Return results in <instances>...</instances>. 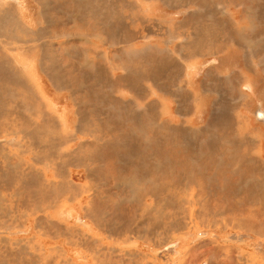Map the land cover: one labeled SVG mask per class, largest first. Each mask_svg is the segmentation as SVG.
I'll list each match as a JSON object with an SVG mask.
<instances>
[{
	"label": "rangeland",
	"instance_id": "1",
	"mask_svg": "<svg viewBox=\"0 0 264 264\" xmlns=\"http://www.w3.org/2000/svg\"><path fill=\"white\" fill-rule=\"evenodd\" d=\"M211 3L226 13L231 4L0 0V264H264V94L248 90L246 73L237 104L207 95L189 76L208 80L212 65L164 55L165 88L181 72L193 92L146 93L138 66L115 69L129 55L108 49L179 52L184 14Z\"/></svg>",
	"mask_w": 264,
	"mask_h": 264
},
{
	"label": "crops",
	"instance_id": "2",
	"mask_svg": "<svg viewBox=\"0 0 264 264\" xmlns=\"http://www.w3.org/2000/svg\"><path fill=\"white\" fill-rule=\"evenodd\" d=\"M253 1L254 0H246L244 3H241L240 0H230L231 4L227 7V9L224 8L227 10V13L225 11L221 12V9L223 7H219V5H213L212 3L207 5V9L194 10L191 8V11H187V13L184 14V17L182 18L183 21H181L179 24L182 29V32L179 33V37H183L186 39L183 43L179 44V52H172L169 49L167 51V48H165L166 46L164 45L162 46V49L158 50L159 44L144 42L138 43L137 48H135V50H137V55L131 57L130 49H124L125 45H120L118 48L114 49L110 48L108 42L105 41L106 45H108V49L112 51L111 57L113 59H119L118 52H120L121 49L123 50V53L127 55V57L129 55L128 59H126L125 56L119 59L120 64L116 65L115 69H124L123 67H126L128 65L138 66L139 71L137 73V81L143 79L144 83L142 82V84H145L146 87L150 86L152 88L146 89V93L178 94L182 93L183 88H187L184 93H192L193 90L188 89L187 74L183 75V73L181 72H177V75L175 76V86L173 88L170 87L171 89L165 88L167 86V83L164 84L162 82L161 71L163 69L160 58L164 55L167 61L171 62L172 60L174 63H179L183 60L188 61L189 59L194 61L198 58L201 60H205V62L207 61L210 65H212L214 73L212 74V76H209L210 78L206 81L205 73L202 71L201 79H199L198 84V80H195L193 76L194 73L191 72L189 78L191 79V81H196V86L191 84V88L196 87L197 90H200L202 84L204 90H201L207 95H212L216 92H220V94L222 95H224L226 92L227 94H233L234 98L231 101H233L234 104H237L239 96L247 94L244 91L243 94L238 95V87L240 88V83L244 81L242 78H246L247 73L248 81L251 86V88L249 87L248 90H252L256 94L263 95L264 5H253ZM243 6L247 7L248 12L243 11ZM242 15L246 16L245 21H243ZM162 35L171 37V27L169 32H166V30H164L161 33V36ZM157 36H159V33L156 31L150 33L149 36H147V34H138V37L148 39ZM127 38H129V34H126L125 37L122 38V41H126ZM190 40H192L191 46L190 44L188 45ZM155 48H157V50L153 52L152 50ZM143 51L144 53L142 54ZM145 51H148V53L145 54ZM174 51L177 50L174 49ZM169 53L178 55V57L174 58ZM124 61L127 63V65L124 64ZM224 63H230V65H226L229 66L226 67V74L225 69H223L225 66L221 69V65ZM171 67L172 66L168 68L170 71L177 70V66L175 64L172 68ZM142 69H144V72L151 71V74H144L143 76L139 75ZM231 69H234L232 70V76L230 75ZM125 76L123 77V79L125 78ZM225 78L234 80L232 84H229L230 87L226 84H223ZM212 81L216 83V90L211 89ZM183 82L186 85L182 86L181 84ZM159 103L160 101H157L156 105V99H154V107L158 106ZM209 104L208 106L204 104L205 106L202 112H204L205 114L207 110L209 111L212 109V106H209ZM190 109H193V105H191ZM177 111L178 109H175L173 112L177 115ZM235 111L236 112L234 114L237 113L236 108ZM194 112L195 110L193 109V112L191 111V113ZM159 118L160 115L156 118L157 121L153 122V124H159L158 120H161V118ZM191 118L193 119V116ZM177 119L178 118H176L175 122H171V124L185 125L190 123L189 118L187 117L181 118L182 120L185 119V121L183 122L177 121ZM209 119L210 117L207 120L209 121ZM234 122H237L236 119ZM127 123L130 124V122ZM134 124L137 125L140 123L137 122ZM191 124H193V122H191Z\"/></svg>",
	"mask_w": 264,
	"mask_h": 264
},
{
	"label": "bare ground",
	"instance_id": "3",
	"mask_svg": "<svg viewBox=\"0 0 264 264\" xmlns=\"http://www.w3.org/2000/svg\"><path fill=\"white\" fill-rule=\"evenodd\" d=\"M3 1V0H2ZM177 2V1H176ZM6 4V3H5ZM192 4H194V3H192ZM17 5V4H16ZM152 5V4H151ZM195 5V4H194ZM247 6V5H246ZM222 12V11H221ZM247 49H248V47H247ZM139 57V56H138ZM176 62V61H175ZM172 63H173V61H172ZM177 63V62H176ZM248 65V64H247ZM173 67V66H172ZM171 67V68H172ZM174 69V68H173ZM147 70V69H146ZM169 70V69H168ZM232 70H234V69H231V71H230V75L232 76V74H233V71ZM172 72V71H171ZM236 73V72H235ZM169 74V73H168ZM174 74V73H173ZM142 75V74H141ZM173 76V75H172ZM234 76V75H233ZM226 77H229V76H226ZM229 80V79H228ZM146 81V80H145ZM207 81V80H206ZM144 83V82H143ZM229 84V83H228ZM241 84V83H240ZM133 85V84H132ZM145 85V84H144ZM240 86V85H239ZM158 88V87H157ZM237 94V93H236ZM239 94H243L241 91H239V93H238V95ZM233 95V94H232ZM244 95V94H243ZM234 98V96L232 97V99ZM231 99V100H232ZM215 107H217V105L215 106ZM217 109H219V111L217 112V110H216V113L214 114H212L213 115V119H216V117L217 118H219L216 122H218V125L219 126H222V128L225 130V131H228V127H229V125H232L231 124V122L230 121H226V114L225 115H223L222 114V112L220 111V108H217ZM223 109L224 110H227V109H225L224 107H223ZM214 110H215V108H214ZM144 111V110H143ZM256 117L258 118V119H260L261 121H264V112L263 111H260V110H258L257 112H256ZM211 118V119H212ZM153 123V122H152ZM187 128V127H186ZM84 129V128H83ZM174 130V129H173ZM180 137V136H179ZM181 138V137H180ZM10 139V138H9ZM224 139V138H223ZM226 139L227 138H225L224 139V143H223V145H224V147L226 148V150H230V151H232L233 149H235V147L232 145V144H230L228 141H226ZM184 141V140H183ZM218 141V140H217ZM120 142V141H119ZM111 144V143H110ZM114 144V143H113ZM172 144V143H171ZM174 147V146H173ZM172 147V148H173ZM230 148V149H229ZM154 152V151H153ZM229 158H231V157H229ZM232 159V158H231ZM245 159V158H244ZM247 159H248V164L250 163V164H252L251 162L253 161V159H255V157H247ZM32 160V159H31ZM241 162H242V160H241ZM244 162V161H243ZM247 162V161H246ZM250 166V165H249ZM245 169V168H244ZM251 170V169H250ZM264 170V169H263ZM239 172V171H238ZM245 186V185H244ZM253 186V185H252ZM255 186V185H254ZM246 187V186H245ZM146 188V187H145ZM250 188V187H249ZM1 189V188H0ZM254 196H255V194H254ZM264 202V201H263ZM33 203V202H32ZM242 203V202H241ZM245 223H247V222H245Z\"/></svg>",
	"mask_w": 264,
	"mask_h": 264
}]
</instances>
